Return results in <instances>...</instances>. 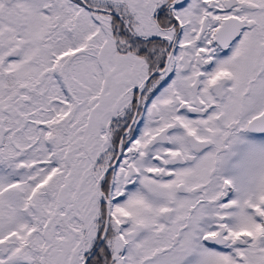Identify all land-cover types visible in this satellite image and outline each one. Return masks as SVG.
<instances>
[{"label": "flooded vegetation", "instance_id": "obj_1", "mask_svg": "<svg viewBox=\"0 0 264 264\" xmlns=\"http://www.w3.org/2000/svg\"><path fill=\"white\" fill-rule=\"evenodd\" d=\"M120 38L133 53L120 73V148L97 190L109 162L81 171L86 197L73 154H61L75 127L60 71L45 119L27 113L42 103L0 108V264H44L62 227L86 255L105 214L119 264H264V0H120ZM49 123L54 151L32 134ZM109 236L94 254H109Z\"/></svg>", "mask_w": 264, "mask_h": 264}, {"label": "rangeland", "instance_id": "obj_2", "mask_svg": "<svg viewBox=\"0 0 264 264\" xmlns=\"http://www.w3.org/2000/svg\"><path fill=\"white\" fill-rule=\"evenodd\" d=\"M86 1L85 5L90 10L73 13L75 21L72 25L74 31L80 33L85 32V29L89 28L90 25H96L94 31L92 30L94 34L91 36L89 32V37H85V42L88 43L83 44V49L76 50L77 47L73 48L70 51L73 52L64 61L62 58L58 61H52V50L50 51L47 44L43 42L49 26V16L46 14L48 11L47 0H0V108L4 109L6 106L14 109L25 105L37 107L42 103L41 108L39 106V109L36 108L34 112L27 108V113L32 115L38 111L36 116L45 119L48 113L42 112V108L44 106L47 108L48 104L50 105L53 101V92L47 95L45 92L55 88L54 83L53 85L51 83L60 71L61 87L72 92L74 97L71 114L75 127L74 144L62 148L61 154L62 157L66 158V162L69 161L70 153L73 154L77 168V185L81 186L79 198L86 197L89 191L84 186L83 175L81 176L84 167L89 162L93 170L96 167L95 170L103 169L107 162H109L107 165L109 166L116 157V155L114 156L115 144L113 142L118 140L117 151L120 148V135L118 136L120 131V88L124 80V78H120V73L123 72L126 76L127 70L131 67L125 63V59L131 60L133 58V53L128 52L125 48L127 46L122 43L123 38H120L119 24L110 21L111 17L101 12L106 11L108 14L115 15L116 12L114 11H117L120 14V0ZM110 9H114V11ZM130 11L132 12V10ZM111 30L115 33H112ZM93 36L95 38L101 37V44L97 45L99 48L95 55L93 49L96 48V45L92 41ZM14 48L17 49V53L9 54V51ZM131 63L129 62L130 65ZM50 70L52 74H48ZM18 91H20L19 94H17ZM26 91L33 95L38 94V97L27 96L28 101H26ZM39 97L41 100H38ZM67 113H64L65 117L68 116ZM44 128L46 130L43 132L38 129L32 134L36 136L37 133L45 134V140L48 141L50 150L54 151L55 140L57 139L54 128L51 123L42 126V129ZM105 146L108 148L105 149ZM99 159L102 160V164ZM107 171L103 176L106 175ZM97 173L98 171L94 175ZM3 181L5 178L2 177L0 183ZM244 185L252 186L255 190L256 183H245ZM67 186L68 181L66 180V191ZM116 186H118V182ZM97 188L98 185L95 186V190ZM77 192L78 189L75 188V195ZM91 196L90 203L97 205L99 195L91 194ZM13 197L15 198L16 195ZM13 203L20 204L19 198ZM67 203V201H61L62 208L68 213L69 205H66ZM76 204L79 203L76 201ZM79 207L77 205V208ZM19 213L20 209L16 211L15 217L12 219L14 223H16V216ZM119 216L120 214L116 215L118 219ZM97 221L98 223H93V226L89 221L88 224L86 223L87 229L88 226H92L86 234V239L91 236L95 237L91 234L95 232L96 226L99 230L101 219L99 218ZM2 222L4 223V219L0 218V223L2 224ZM109 222L107 214H105L99 237L100 239L101 236H104L106 229H108L110 234L108 237V255L94 254L99 245V239L86 255H78L73 252L70 247L72 233L69 228L64 229L62 227L61 240L63 242H60L59 252L57 255H44V264H78L83 259L85 260L82 264H119L120 242L114 236V225L109 227ZM66 223L64 220V224Z\"/></svg>", "mask_w": 264, "mask_h": 264}, {"label": "trees", "instance_id": "obj_3", "mask_svg": "<svg viewBox=\"0 0 264 264\" xmlns=\"http://www.w3.org/2000/svg\"><path fill=\"white\" fill-rule=\"evenodd\" d=\"M85 3H87L86 0H47L46 7L48 11L46 12V14L49 16V26L45 32L43 42L47 44L50 51L52 50V61H58L60 58H62V60L64 61L73 52H70L73 48L77 47L76 50L80 48L83 49V44L85 43L86 45L88 43L85 42V37H89V32L91 33V36L94 34L92 30L94 31V27L96 25H90L89 28L87 27L85 29V32L83 33L75 32L72 25V23L75 21L73 19V13L88 10ZM104 9L107 10V8ZM110 10L114 11V9ZM101 12L107 16L109 15L111 17L110 21L117 22L120 27V18H118V15H120L119 12L114 11L116 12L115 15L111 13L108 14V12L106 11ZM111 32L115 33L112 30ZM92 38L93 43L96 45V48L93 49V54L95 55L98 52L99 48V46L97 48V45L101 44V37L95 38V36H93ZM60 55L63 56L59 57ZM51 72V70L48 71V74H52ZM54 82L55 80L53 79L51 84L53 85ZM52 91L53 90L46 91L45 95L50 94V92L52 93ZM45 138V134H43L42 139Z\"/></svg>", "mask_w": 264, "mask_h": 264}, {"label": "water", "instance_id": "obj_4", "mask_svg": "<svg viewBox=\"0 0 264 264\" xmlns=\"http://www.w3.org/2000/svg\"><path fill=\"white\" fill-rule=\"evenodd\" d=\"M17 53V49H12V50H10L9 51V54H16ZM0 141H1V134H0ZM116 157H117V155H116ZM116 157H115V159L112 161V163L109 165V166H107L101 173H100V175L98 176V178H97V180H96V184H95V186L97 187V185H98V181H99V179L103 176V174L115 163V160H116ZM98 189V188H97ZM102 237L103 236H101V238L99 239V241L102 239ZM85 259H83V261H84ZM83 261L80 263V264H82L83 263Z\"/></svg>", "mask_w": 264, "mask_h": 264}]
</instances>
